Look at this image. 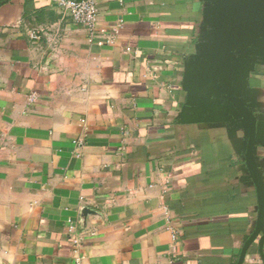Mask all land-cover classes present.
Wrapping results in <instances>:
<instances>
[{
    "label": "crops",
    "instance_id": "0c3cea01",
    "mask_svg": "<svg viewBox=\"0 0 264 264\" xmlns=\"http://www.w3.org/2000/svg\"><path fill=\"white\" fill-rule=\"evenodd\" d=\"M206 5L98 0L91 38L55 0H0V264H238L246 134L192 119L183 85ZM245 95L264 177V58Z\"/></svg>",
    "mask_w": 264,
    "mask_h": 264
},
{
    "label": "water",
    "instance_id": "95a60500",
    "mask_svg": "<svg viewBox=\"0 0 264 264\" xmlns=\"http://www.w3.org/2000/svg\"><path fill=\"white\" fill-rule=\"evenodd\" d=\"M205 1L202 38L184 75L186 109L192 119L223 116L245 131V162L258 205L254 232L239 257L243 264L249 246L264 234V177L255 159L258 119L245 95L248 73L264 58V0Z\"/></svg>",
    "mask_w": 264,
    "mask_h": 264
},
{
    "label": "built area",
    "instance_id": "2783aa9c",
    "mask_svg": "<svg viewBox=\"0 0 264 264\" xmlns=\"http://www.w3.org/2000/svg\"><path fill=\"white\" fill-rule=\"evenodd\" d=\"M55 4L65 18L84 29L89 37L96 36L99 27L98 0H55ZM32 38H39L38 31L33 32ZM128 50H131V47H128ZM30 98L35 101L38 94L33 93Z\"/></svg>",
    "mask_w": 264,
    "mask_h": 264
}]
</instances>
